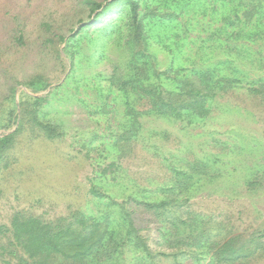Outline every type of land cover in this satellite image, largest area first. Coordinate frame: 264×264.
Masks as SVG:
<instances>
[{"label":"rangeland","instance_id":"rangeland-1","mask_svg":"<svg viewBox=\"0 0 264 264\" xmlns=\"http://www.w3.org/2000/svg\"><path fill=\"white\" fill-rule=\"evenodd\" d=\"M139 11L149 21L144 83H158L153 67L210 70L239 82L217 90L204 118L147 115V100L113 81L128 77L134 56L124 14L77 34L68 52L67 41L46 42L42 23L68 40L79 19L88 21L83 0H0V113L12 87L18 98L21 83L40 75L50 86L38 115L62 131L54 140L29 127L20 134L0 171V224L18 210L53 218L76 209L107 217L123 232L118 207L93 196L92 186L118 200L187 198L195 226L162 234L139 208L137 223L153 249L193 234L198 243L188 246L207 263L214 242L227 234L219 223L229 221L237 233L264 230V100L248 91L264 86V0H139ZM134 112L144 114H137L138 131L123 150L115 141L132 126ZM195 161L214 166L208 172L214 177L173 186L171 169L190 171ZM117 262L135 264L128 254ZM254 264H264V255Z\"/></svg>","mask_w":264,"mask_h":264},{"label":"trees","instance_id":"trees-1","mask_svg":"<svg viewBox=\"0 0 264 264\" xmlns=\"http://www.w3.org/2000/svg\"><path fill=\"white\" fill-rule=\"evenodd\" d=\"M83 1L88 9V21L79 19L78 27L68 40L51 32L48 23H42L45 30L50 32L46 36V42L54 44L58 37L62 42L67 41L64 51H68L67 48L71 46L70 39L77 34L111 19L116 14H124L128 28L126 35L133 47L134 56L131 58L128 77L125 80L115 78L113 81L121 86L129 85L140 97L147 100L149 108L145 114L180 120L185 117L204 118L209 114L207 102L217 94V90H227L239 82L238 79L227 76L215 78L210 70L184 73L171 68L159 70L153 67L150 74L158 79V83H144V79L149 77V69L146 67V26L149 21L145 20L146 13L139 11V0ZM148 13L154 12L149 10ZM162 14L163 18H168L173 12ZM17 41L19 44L23 43L21 34ZM163 80H169L171 86L163 83ZM21 84L20 96L16 97V88L12 87L5 100L9 104L0 113V171L8 166V155L26 128L38 131L49 140L62 137V131L56 125L38 115L39 108L46 100L44 91L50 83L42 76L34 75ZM248 91L264 100L262 84L249 86ZM144 113L134 112L132 126L115 141L116 145L122 142L123 150L127 149L126 143L132 138L131 134L138 131L137 114ZM110 165L113 166V162ZM189 169L191 170L182 171L172 168L176 179L172 185L184 187V178L200 185L202 177H214L208 172L215 168L206 161H195ZM172 185L168 187L169 190H172ZM90 193L105 200L108 205L118 207L123 232H118L107 217L94 218L76 209L53 218L22 210L14 211L7 223L0 224V264H121L117 261L120 258L125 261L127 254L135 264H254L264 255V230L231 232V223L227 220L219 223L226 229L227 234L214 242L207 263H200L197 251L188 246L198 243V239L191 233L186 234L180 241H169L165 249H153L149 245L148 237L141 232L142 226L137 223V220L141 222L142 217L137 219L136 208L147 213L150 220L158 225V231L164 234L167 229L195 226L196 221L192 224L195 215L193 211H189L191 205L187 198L149 200L129 195L118 200L95 186L90 188Z\"/></svg>","mask_w":264,"mask_h":264}]
</instances>
